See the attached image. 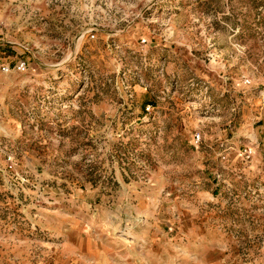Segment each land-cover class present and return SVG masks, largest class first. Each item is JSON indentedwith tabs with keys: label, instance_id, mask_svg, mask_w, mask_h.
Here are the masks:
<instances>
[{
	"label": "rangeland",
	"instance_id": "rangeland-1",
	"mask_svg": "<svg viewBox=\"0 0 264 264\" xmlns=\"http://www.w3.org/2000/svg\"><path fill=\"white\" fill-rule=\"evenodd\" d=\"M0 264H264V0H0Z\"/></svg>",
	"mask_w": 264,
	"mask_h": 264
},
{
	"label": "built area",
	"instance_id": "built-area-1",
	"mask_svg": "<svg viewBox=\"0 0 264 264\" xmlns=\"http://www.w3.org/2000/svg\"><path fill=\"white\" fill-rule=\"evenodd\" d=\"M17 69L20 70V71L24 70L25 69V64H22V65L18 66ZM196 139H197V142L200 141V135L199 134L196 135Z\"/></svg>",
	"mask_w": 264,
	"mask_h": 264
}]
</instances>
